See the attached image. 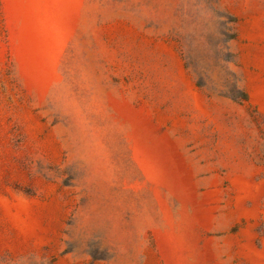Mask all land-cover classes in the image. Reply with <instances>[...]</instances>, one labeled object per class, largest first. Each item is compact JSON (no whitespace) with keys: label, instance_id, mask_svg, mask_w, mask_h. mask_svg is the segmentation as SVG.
I'll return each instance as SVG.
<instances>
[{"label":"rangeland","instance_id":"obj_1","mask_svg":"<svg viewBox=\"0 0 264 264\" xmlns=\"http://www.w3.org/2000/svg\"><path fill=\"white\" fill-rule=\"evenodd\" d=\"M0 264H264V0H0Z\"/></svg>","mask_w":264,"mask_h":264}]
</instances>
